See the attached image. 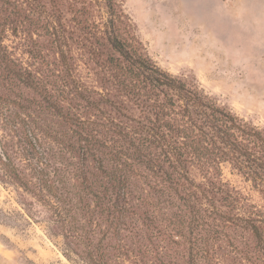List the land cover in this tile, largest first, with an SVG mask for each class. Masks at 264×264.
Returning a JSON list of instances; mask_svg holds the SVG:
<instances>
[{"label":"trees","instance_id":"trees-1","mask_svg":"<svg viewBox=\"0 0 264 264\" xmlns=\"http://www.w3.org/2000/svg\"><path fill=\"white\" fill-rule=\"evenodd\" d=\"M107 5L104 36L117 55L108 58V88L63 89L72 94L67 105L46 93L67 128L46 133L73 137L70 148L79 151L76 184L59 168L49 171L48 161L33 164L29 177L6 155V172L55 210L66 244L88 264H220L219 244L235 239L231 230L251 234L255 252L247 259L264 264V219L237 213L220 180L230 164L264 193V129L153 63L130 18L113 0ZM11 64L16 84L39 88L29 71ZM34 136L27 135L37 150ZM194 169L207 181L198 182ZM149 197L157 215H139L135 199Z\"/></svg>","mask_w":264,"mask_h":264},{"label":"rangeland","instance_id":"rangeland-1","mask_svg":"<svg viewBox=\"0 0 264 264\" xmlns=\"http://www.w3.org/2000/svg\"><path fill=\"white\" fill-rule=\"evenodd\" d=\"M113 1L130 18L133 35L153 63L195 82L221 107L264 129V0ZM107 3L0 0V264H88L66 244L55 210L14 181L3 161L9 155L29 177L33 164L48 161L49 171L59 168L76 184L79 151L70 148L73 137L46 133L51 127L67 129L48 108L46 93L67 105L72 94L63 89L108 88V58L117 55L104 36ZM11 63L29 71L39 88L16 84ZM28 134L35 135L37 150ZM89 171L98 172L94 164ZM193 173L198 182L207 181L197 169ZM220 180L237 201V213L264 219V193L249 178L223 164ZM133 205L139 215H157L156 199H135ZM231 232L235 239L220 242L218 261L252 264L247 256L255 252L253 237Z\"/></svg>","mask_w":264,"mask_h":264}]
</instances>
